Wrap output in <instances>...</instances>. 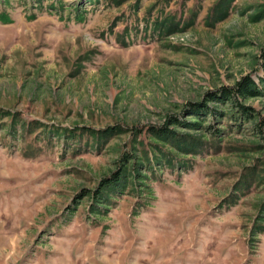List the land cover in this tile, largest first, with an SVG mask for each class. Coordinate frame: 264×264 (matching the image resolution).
Returning a JSON list of instances; mask_svg holds the SVG:
<instances>
[{
	"label": "rangeland",
	"instance_id": "374dc122",
	"mask_svg": "<svg viewBox=\"0 0 264 264\" xmlns=\"http://www.w3.org/2000/svg\"><path fill=\"white\" fill-rule=\"evenodd\" d=\"M1 12L13 21L0 22V264H264V0H0ZM245 76L261 93L236 96L254 119L209 103L225 116L152 143ZM111 126L123 131L99 134ZM127 151L145 185L130 163L123 193L103 187Z\"/></svg>",
	"mask_w": 264,
	"mask_h": 264
},
{
	"label": "trees",
	"instance_id": "16d2710c",
	"mask_svg": "<svg viewBox=\"0 0 264 264\" xmlns=\"http://www.w3.org/2000/svg\"><path fill=\"white\" fill-rule=\"evenodd\" d=\"M78 21H84L83 15L82 14H78L76 16ZM0 21L2 23H11L13 20L12 18L8 17L4 12L0 13ZM262 83L264 84V78L261 79ZM261 93V90L258 88L256 81L251 78L250 76H245L238 84H237V88L232 90V88H223L222 90H220V92H210L208 93L206 102L202 103V104H197V105H193V107L191 108V110H188V114H185V118L180 121L177 117L175 116H170L169 117V121L168 124H164V126L162 127H158L159 129H157V135H151V137L154 138V142H152L153 144H155L157 147L161 144V143H166L165 141V137H168L169 135H171L172 137L177 136L178 133L175 132L176 129H189V130H201L202 126H203V122L205 121V119L212 115L215 118H217L218 120L221 119V117H224L225 115L223 113H219L220 111L217 108H213L209 106V103H213L218 105L219 103L222 104H227V103H231L233 107L238 108V110L240 109L242 117L245 118L244 120H249L251 121L253 118V114H254V109L252 107L249 106H245L243 102H241L238 97L236 95H240L242 96L244 99H248V98H252V97H257L259 96ZM173 126L174 130H170V127ZM178 127V128H176ZM153 126L149 127V129L146 131H152ZM172 129V128H171ZM121 131H123L121 128H117L116 126H111L109 128L103 129L102 131L99 130V134L103 137L106 136H112L114 134H118L121 133ZM137 130H134L133 133H136ZM140 132H143V130H139ZM148 133V132H147ZM139 137V135L132 137L133 141H135L137 138ZM156 140H159L160 142H157ZM136 154L133 152H124L123 155H121L120 161L121 162V167L116 171V173H113L111 177H107L103 180L102 185L103 187H109V186H114V188H117L120 192L122 190H125V187L128 185V179H126V181H122V175L124 174L123 171L126 169H129V164L132 163L133 164V168H134V179L136 181V183H140V185H145L144 181L146 179H148L147 175L145 174L144 170H142L143 166H145L143 164V161H136L134 156ZM139 163V164H138ZM138 164V166H137ZM131 176V175H130ZM139 186V185H136ZM102 187V188H103ZM144 187H149V186H144ZM105 190V188H104ZM149 191L151 189H146V188H142L141 191ZM99 191L98 194L102 191L101 190H97ZM151 193V192H149ZM96 195L97 197H99V199H101L102 197H100V195ZM98 203H100L99 205H97L98 207H104L102 205H105L102 201H98ZM102 204V205H101ZM107 210L108 207H105Z\"/></svg>",
	"mask_w": 264,
	"mask_h": 264
}]
</instances>
